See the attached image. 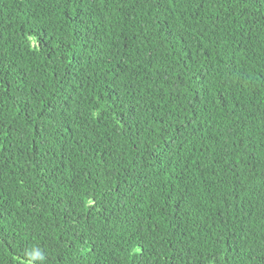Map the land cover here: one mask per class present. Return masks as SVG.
Here are the masks:
<instances>
[{"label":"trees","instance_id":"trees-1","mask_svg":"<svg viewBox=\"0 0 264 264\" xmlns=\"http://www.w3.org/2000/svg\"><path fill=\"white\" fill-rule=\"evenodd\" d=\"M0 264H264V0H0Z\"/></svg>","mask_w":264,"mask_h":264}]
</instances>
